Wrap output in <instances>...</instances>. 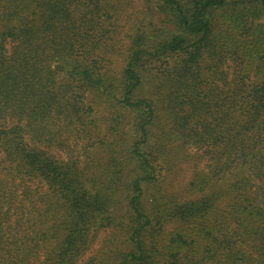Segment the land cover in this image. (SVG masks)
Returning <instances> with one entry per match:
<instances>
[{"label":"trees","instance_id":"1","mask_svg":"<svg viewBox=\"0 0 264 264\" xmlns=\"http://www.w3.org/2000/svg\"><path fill=\"white\" fill-rule=\"evenodd\" d=\"M127 2L0 0V264H264V0Z\"/></svg>","mask_w":264,"mask_h":264},{"label":"rangeland","instance_id":"2","mask_svg":"<svg viewBox=\"0 0 264 264\" xmlns=\"http://www.w3.org/2000/svg\"><path fill=\"white\" fill-rule=\"evenodd\" d=\"M144 3L143 0H128V2L125 5V8L122 10V15H123V23L126 24L123 28V30L121 31V34L118 38L117 42V46L119 48H121V52L118 56H116L115 58H117V63H121L123 61V54L126 53V49L129 45L132 33H133V28L134 25L138 24L144 17ZM152 13V12H151ZM152 17L154 19V21L156 23H160V16L158 15V13H156V11H153L152 13ZM200 165L203 166L204 162L202 160L199 161ZM193 163L192 162H185L182 163L180 168L176 171V172H171L168 175V180L166 181L165 184H161L163 186L162 189V195H167L168 192H174L179 190V186L181 184H183L191 175V172L193 171V167H192ZM173 183L175 186H173L171 184V181L169 179L173 178ZM162 183V181H161ZM175 222L173 221H169L166 224V229L168 228H172L175 226ZM104 233H100L96 242L92 245V249H90L86 255L83 256L82 258V262L88 258L89 256H91L99 247V243L101 241V239L103 238Z\"/></svg>","mask_w":264,"mask_h":264}]
</instances>
